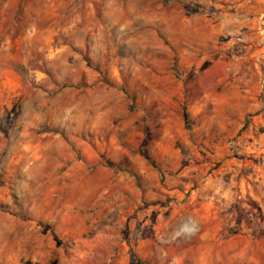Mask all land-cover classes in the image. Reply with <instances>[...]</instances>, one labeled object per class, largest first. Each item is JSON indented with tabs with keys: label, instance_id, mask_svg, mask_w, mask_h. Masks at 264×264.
<instances>
[{
	"label": "rangeland",
	"instance_id": "374dc122",
	"mask_svg": "<svg viewBox=\"0 0 264 264\" xmlns=\"http://www.w3.org/2000/svg\"><path fill=\"white\" fill-rule=\"evenodd\" d=\"M137 261L264 264V0H0V264Z\"/></svg>",
	"mask_w": 264,
	"mask_h": 264
},
{
	"label": "trees",
	"instance_id": "16d2710c",
	"mask_svg": "<svg viewBox=\"0 0 264 264\" xmlns=\"http://www.w3.org/2000/svg\"><path fill=\"white\" fill-rule=\"evenodd\" d=\"M185 119H187V115L185 114ZM131 257L134 258V254H131ZM140 262L137 261V264H139Z\"/></svg>",
	"mask_w": 264,
	"mask_h": 264
}]
</instances>
